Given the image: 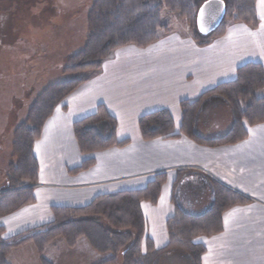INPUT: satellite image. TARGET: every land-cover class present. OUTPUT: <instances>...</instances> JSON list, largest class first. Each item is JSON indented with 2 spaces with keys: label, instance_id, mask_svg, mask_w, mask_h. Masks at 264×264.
Instances as JSON below:
<instances>
[{
  "label": "crops",
  "instance_id": "crops-1",
  "mask_svg": "<svg viewBox=\"0 0 264 264\" xmlns=\"http://www.w3.org/2000/svg\"><path fill=\"white\" fill-rule=\"evenodd\" d=\"M258 13L262 19L258 31L232 24L224 37L205 47L198 46L189 31H172L162 34L148 48L128 46L109 56L89 81L66 98L63 105L67 110L57 108L45 123L34 147L40 168L34 192L36 202L0 219L4 237L52 222L53 207L78 208L105 194L141 190L156 175L165 173L166 182L157 204H141L146 221L144 252L147 241L155 251L168 246L167 224L178 212L204 214L212 206L219 184L251 203L224 214L222 233L195 240V244L206 249L201 264H264V123L254 127L246 124L249 134L246 140L220 146L202 145L186 136L144 141L139 129V119L144 115L169 110L179 131L182 101L195 100L220 84L234 81L238 68L245 64L264 65V11L258 8ZM49 84H41L38 91ZM99 105H104L117 120V140L130 139L131 144L82 155L73 124L93 114ZM225 109L227 125L213 123L210 130L203 132L197 120L196 134L219 139L227 133L232 118L227 105ZM7 127L8 122L1 118V153L8 148L4 142L9 144L12 139L13 132L6 136ZM89 159L95 161L89 170L69 172ZM1 168L0 189H3ZM81 243L74 250L86 251ZM68 251L62 241H56L47 248L45 257L52 262L50 255ZM24 262L41 264L34 246L15 250L8 257L9 264ZM155 264L192 263L183 253L168 252L160 255Z\"/></svg>",
  "mask_w": 264,
  "mask_h": 264
},
{
  "label": "trees",
  "instance_id": "trees-1",
  "mask_svg": "<svg viewBox=\"0 0 264 264\" xmlns=\"http://www.w3.org/2000/svg\"><path fill=\"white\" fill-rule=\"evenodd\" d=\"M225 6L221 24L211 33H201L197 15L204 4L200 0H94L86 20L87 36L82 50L72 54L62 68L63 74L93 73L102 68L106 58L116 50L128 46L147 48L157 43L162 34H170L164 24L163 11L167 10L184 20L191 38L205 47L215 39L225 36L229 21L244 24L252 29L260 26L257 14L258 0H220ZM89 77L49 84L34 100L24 122L15 128L12 136V160L6 173V183L0 189V219L34 204L35 185L39 176V163L34 147L40 140L45 123L57 108L67 110L63 102ZM264 65L248 63L237 70L234 81L218 85L195 100L180 103L182 123L179 131L169 110H159L139 119V129L144 141L186 136L206 146L232 145L248 138L249 127L264 123ZM213 95L222 97L230 110L232 124L221 138H200L195 131L198 112ZM117 120L104 105L73 124L79 151L90 155L111 148H125L130 139L118 141ZM93 159L84 161L69 172L78 174L89 170ZM166 175L158 174L146 188L105 194L83 207H53L54 220L48 224L28 229L5 238L0 225V264H9V255L28 245L35 247L41 264H53L45 252L61 239L70 249L86 239L100 254L112 257L98 264H155L157 258L168 252H180L190 257L192 264H201L205 247L195 244L198 237H212L223 232V216L230 209L245 206L251 200L219 184L215 187V200L202 215L192 216L178 212L168 221L169 244L155 251L147 241L143 251L146 221L141 210L142 202L157 204Z\"/></svg>",
  "mask_w": 264,
  "mask_h": 264
},
{
  "label": "rangeland",
  "instance_id": "rangeland-1",
  "mask_svg": "<svg viewBox=\"0 0 264 264\" xmlns=\"http://www.w3.org/2000/svg\"><path fill=\"white\" fill-rule=\"evenodd\" d=\"M206 1L209 0H200L201 3ZM93 2L94 0H0V120L4 118L8 122L6 136L25 121L33 100L42 92L38 91V86L92 75V71L63 74L62 68L69 56L82 50L85 45L86 20ZM258 8L264 11L262 0L257 1L260 26L257 29L247 26L253 31H258L262 26ZM162 17L164 24L170 28V33L184 30L190 33L188 24L179 16L164 10ZM232 24L235 23L229 21L227 31ZM225 107L222 97L213 95L207 98V103L200 109L197 117L203 132L210 130L213 123L221 124L222 127L229 123ZM197 136L208 138L199 132ZM0 143L2 144V140ZM4 146L8 148L3 153L0 152V167L3 171L1 181L5 187L6 173L13 163L12 139L9 144L4 142ZM56 241H62L66 245L61 239ZM80 241V245H85L86 251L81 248L74 250L76 247L70 251L72 249L66 246L69 251L50 255L51 261L54 264H98L112 257L111 254L96 252L86 239L82 238L78 243Z\"/></svg>",
  "mask_w": 264,
  "mask_h": 264
},
{
  "label": "water",
  "instance_id": "water-1",
  "mask_svg": "<svg viewBox=\"0 0 264 264\" xmlns=\"http://www.w3.org/2000/svg\"><path fill=\"white\" fill-rule=\"evenodd\" d=\"M204 10V17L201 18V10ZM225 6L220 0L206 1L199 9L197 15V26L201 33L213 32L223 21Z\"/></svg>",
  "mask_w": 264,
  "mask_h": 264
},
{
  "label": "snow or ice",
  "instance_id": "snow-or-ice-1",
  "mask_svg": "<svg viewBox=\"0 0 264 264\" xmlns=\"http://www.w3.org/2000/svg\"><path fill=\"white\" fill-rule=\"evenodd\" d=\"M262 2H264V0H262ZM203 17H204V10L202 9L201 10V18L203 19Z\"/></svg>",
  "mask_w": 264,
  "mask_h": 264
}]
</instances>
